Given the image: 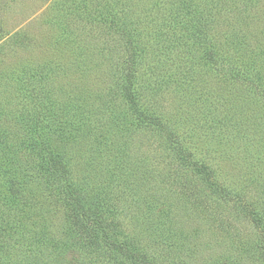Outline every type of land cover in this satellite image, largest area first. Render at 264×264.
I'll return each mask as SVG.
<instances>
[{
  "label": "rangeland",
  "instance_id": "rangeland-1",
  "mask_svg": "<svg viewBox=\"0 0 264 264\" xmlns=\"http://www.w3.org/2000/svg\"><path fill=\"white\" fill-rule=\"evenodd\" d=\"M55 1L0 0L2 131L29 129L40 104L56 105L50 129L76 136L66 150L74 179L111 199L121 210L120 230L133 234L155 264H264V0L243 24L246 54L223 37L215 49L196 47L186 68L160 67L152 76L143 66L152 82L143 107L164 116L185 153L211 167L214 182L182 168L166 134L132 114L115 77L121 55ZM16 32L29 35L26 45L14 43ZM46 186L30 187L27 206L0 195V227L12 229L5 235L9 255L24 259L35 251L39 264L72 256L92 262L95 233L72 232L66 205ZM34 229L48 242L43 250L27 237Z\"/></svg>",
  "mask_w": 264,
  "mask_h": 264
},
{
  "label": "trees",
  "instance_id": "trees-1",
  "mask_svg": "<svg viewBox=\"0 0 264 264\" xmlns=\"http://www.w3.org/2000/svg\"><path fill=\"white\" fill-rule=\"evenodd\" d=\"M258 1L63 0L62 4L69 5L86 33H92L96 38L95 33L100 31L103 36L100 43L109 46L114 56L121 55L115 63L118 69L115 77L121 81L123 101L132 114L145 121L148 128L166 134V142H171L177 150L182 168L193 169L201 176L202 182H214L211 167L194 160L192 153H185V141L178 132L168 127L164 116L143 107L146 84H152L144 73L147 71L156 76L160 67L169 71L186 68L198 52L196 47L207 43L215 49L223 37L235 49L246 54L249 45L243 24ZM102 34L108 35L109 39ZM28 38L26 33L16 32L13 35L16 45H26ZM257 50L252 49V52L255 54ZM216 55L212 54V58ZM251 63L254 62L249 59L243 66L249 70ZM47 104L39 105V112L36 110L32 123L27 124L29 129L15 126V130L5 128L2 131L0 128V195L9 198L12 203L27 206L30 202L26 198H32L29 196L30 187L47 185V193L66 205L72 232L88 236L95 233L93 236L96 239L88 244L89 256L94 257V261L85 262L86 257L72 256L64 258L63 264H155L133 234H124L120 230L117 213L121 210L109 204L111 199L102 192H86L74 179L66 150L76 136L73 138L71 134L74 132L66 129H50L57 124L53 121L55 113H52L56 105L45 109ZM10 159H13L11 165ZM223 190L233 197L228 188ZM234 197H239L237 191ZM251 212L257 214L254 210ZM17 221L21 225L24 223L20 218ZM0 225H5L1 217ZM10 233L11 228L0 227V264H39L41 257L35 251H29L24 259L9 255L10 242L5 235L10 236ZM37 236V229H34L27 237L36 244L43 243L40 249L43 250L48 242ZM99 257L105 261L99 260Z\"/></svg>",
  "mask_w": 264,
  "mask_h": 264
}]
</instances>
